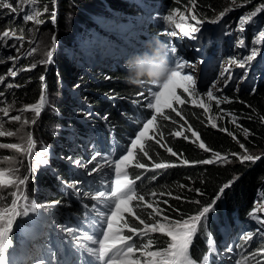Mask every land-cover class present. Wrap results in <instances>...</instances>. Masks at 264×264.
I'll return each mask as SVG.
<instances>
[{"label":"rangeland","instance_id":"obj_1","mask_svg":"<svg viewBox=\"0 0 264 264\" xmlns=\"http://www.w3.org/2000/svg\"><path fill=\"white\" fill-rule=\"evenodd\" d=\"M86 1L88 0H55V2L54 0H35L33 7L41 13L38 19L43 21L42 24L37 25L34 21L25 23L23 20V16L29 10L25 5L29 4L30 0H23V2L21 0H0V34L7 30L23 36V46H21L20 41H17L16 47H11L12 39L7 40V46L3 41H0V77H3L0 80V93H3L0 96V108L7 107L9 108V116L20 114L21 121L24 119L29 121L26 131L33 134L37 151L42 147H47V158L50 161L48 166H39L33 161L34 171L24 186L26 195L29 201L35 202L37 205L50 204V198L56 196V190L63 192L68 199L51 212L38 210L37 213H32L29 217H21L15 220L13 229L8 234V239L12 245L8 249V254L9 259L14 264H36L39 260L44 261L39 254L42 253L43 249L50 252L53 248L56 249L59 239L69 244L68 242L72 238L61 233L60 228L61 226L76 227L68 224L63 219L64 216L72 219L73 215L69 209L74 204L84 207V205L94 203L86 195L89 187L92 188L99 184L103 185L98 188L99 190H107L109 173L88 174L93 167L107 163L100 158L93 163H88L91 157L98 152L96 150L97 144L103 142L105 136L110 133H116L123 141L122 148L125 147L132 138L131 134L136 127L133 121L151 111L145 109L144 97L138 95L143 92L146 96L149 87L154 86L151 82L139 86L118 82L123 80L126 75L125 61L132 53L133 48L136 49L135 53L150 50L147 43L141 47H135L140 38L150 40L152 37L155 41L162 42L166 47L174 44L178 49L177 55L192 65L185 71L194 76L200 98L210 105V111L205 113L203 109L191 103L192 97L183 93L182 88H177L178 95L183 93L181 99L186 97L187 99L184 105H179L173 101V107L181 112L184 119L176 117L175 113H172L175 123L171 119L158 121L163 135V125H165L168 133L183 132L188 137L186 141L192 143L195 140V137L191 135L193 130H188L190 122L184 117V114L189 112L202 126L213 129L214 132L227 139L229 145L233 146V148L227 149L224 145L223 147L228 151L225 155L220 154V157L214 158L213 153H211L209 156L210 159L214 160L213 163H218L220 160L229 165L252 168L264 159V134L262 132L255 133L253 130H247L244 127L240 116L231 111L233 103L231 104L228 97L230 93L236 94L247 89L250 91L255 89L256 91L261 84H264V41L258 39L259 33L264 31V12L256 13L253 16L256 22L252 28H249V25L253 23V18L246 24L245 30L239 32L241 17L255 12V10L249 12L253 6L247 3L248 0H235V3L233 0H213V6L208 10L212 12L211 18H199L198 11L200 9L190 0H178L180 5L175 8L172 3L156 0L152 6H147L150 8L147 10L140 8V6L134 7L132 4L129 9L134 10V16L130 15L132 18L126 16V25L117 32L120 37L107 39L108 37L99 38L98 32H91L94 28H89L88 32L84 33L83 29H87L90 20L87 18L89 15L104 18L103 21L107 27L100 28L103 32H106V29L116 30L117 28L114 18L108 19L106 15L101 14L103 8L97 4V1ZM4 3H10L17 11L12 12L3 7ZM218 8H223V11L217 12L216 9ZM139 9L142 12L141 17H139ZM174 9L179 10L176 14L177 20L182 13L189 24L196 23V21L191 20L192 15H196L197 19L203 22L200 25V33L196 34L198 37L196 40L182 37V34L174 38L164 34L174 26L162 22L160 18ZM53 11L56 12L55 23L51 21ZM221 13L224 15L221 16ZM257 19H259L258 22ZM80 20L85 21V27H82ZM213 21L216 22L213 23ZM132 24L135 28L131 26ZM149 26L154 28L152 32L148 31ZM249 29L253 30L251 36L247 34ZM176 31L179 32V29ZM52 35L56 36L55 49L51 47ZM33 40L37 42L29 43ZM241 40L244 42L243 46H240ZM120 42H124V44L121 45ZM118 43L120 44L118 45ZM131 44L134 47H129ZM203 45L207 47L209 53H200L199 50L202 49L201 46ZM32 47H36L37 52L28 55ZM17 48H19V52H17ZM254 48L257 50L256 58L247 61L244 68L239 67V61L251 55ZM46 51H53V58L50 63H42ZM9 56L18 58L9 60ZM33 64L36 67H32ZM9 69L17 73L15 77L11 76ZM111 73L117 74L113 76ZM42 76L44 80H41ZM229 76L231 77L230 80H228ZM226 80L227 84L225 83ZM8 84L13 85V87H7ZM213 84L216 85V88L213 89L214 94L222 100L218 106L215 100L208 101L205 95ZM115 88L117 89L115 90ZM42 90L46 96V104L41 115L36 117L30 110L21 112V109L26 105L39 102ZM132 101H140V103L138 106H134ZM122 106L128 108L125 109ZM164 111L170 113L171 109ZM2 115L3 113L0 112V116ZM50 117L52 120L47 122ZM58 118L62 120L61 124L56 122ZM33 120H35L34 124L32 123ZM209 120L215 122L217 127L212 128ZM164 122L169 124H163ZM19 125V121L5 120V130L14 131ZM101 125H104V129L107 131L105 134H103L104 129L102 131L100 129ZM262 127L264 131V126ZM221 129H226V131ZM98 130L101 131L99 134H97ZM173 136L184 139L183 136ZM82 141H89L86 148L82 145ZM18 142L17 137H0V143ZM110 142L112 146L116 144L114 139H111ZM153 143L155 142L153 141ZM197 143L200 141L192 144L196 145ZM240 144H243L244 148H241ZM104 149L102 153L104 156L119 155L120 152H115L114 149H109L106 152L107 147ZM232 153H236L238 156H233ZM78 155L80 158L77 157ZM244 155L258 156L259 159L241 161L239 157ZM13 156L17 160L23 161L20 165L19 175H25L28 161L25 157L15 153L14 150L0 149V166L8 167L3 158ZM172 157L176 159L179 165L183 164L180 158ZM75 160H81L87 167L77 166L74 163ZM146 161L148 169H150L148 171L156 170L152 169V165L162 162L149 158H146ZM62 170L67 171L68 179L62 177ZM139 170L145 171L144 169ZM242 177L243 175L234 179L233 184L225 190L229 191L233 188L235 182ZM77 180L79 181V191L82 194L80 196L72 195V190L62 183L71 184ZM102 182L105 183L102 184ZM96 190L89 192L94 193ZM167 195L165 192L157 191L155 197L149 198V202H153L154 206L159 203V206L163 208V201ZM253 195L251 200L253 209L251 211L234 206L230 208L228 220L223 221L222 216H220V237L223 244L232 242V240H224L223 238V230L227 225L238 226V232L234 231V234L238 233V236L233 239L236 245H240L242 240H246L245 237L248 233H255L246 240L248 243L257 238L261 243H264V226L259 223V221L264 220V183L257 186ZM89 211L92 212L90 209ZM147 211H151V209H147ZM79 220L77 218L76 221ZM197 239L198 237L195 241ZM224 248V246L220 249L215 248L214 256L207 254L214 260L211 264H220V262L221 264H232L235 262L236 255L233 253L225 254ZM56 250L60 251V249ZM141 259L143 260V258Z\"/></svg>","mask_w":264,"mask_h":264},{"label":"snow or ice","instance_id":"obj_2","mask_svg":"<svg viewBox=\"0 0 264 264\" xmlns=\"http://www.w3.org/2000/svg\"><path fill=\"white\" fill-rule=\"evenodd\" d=\"M23 2V0H21ZM55 2V0H54ZM191 3H195V0H190ZM235 3V0H233ZM35 0H30V3L25 5L29 10L23 16L25 23L35 22L37 25L42 24L43 21L38 17L41 15L39 11H36L33 7ZM3 7L10 9L12 12H16L10 3H4ZM179 10L174 9L167 15H164L160 19L162 22L173 25L174 27L164 33L170 38L177 37L182 34V37L196 40L198 37L196 34L200 33V25L202 21L197 19L196 15L191 16V20L196 21L195 24H189L186 18L181 13L179 20L176 19V14ZM264 12V4L256 8L255 12L251 15L242 16L240 19L239 30L243 32L244 26L252 19L256 13ZM224 13H221L223 16ZM52 23L56 22V12L51 14ZM216 21H213L215 23ZM179 29V32L176 31ZM12 39L13 43L11 47H16V42L20 41L23 46V36L16 35V33L4 31L0 34V41L7 46V40ZM259 41H264V31L259 33ZM37 41H29V43H36ZM243 40L240 41V46H243ZM51 47H56V36L51 37ZM19 52V48H17ZM37 52L36 47H32L29 50L28 55ZM141 53V52H137ZM167 53L170 62V71L167 78L162 82H151L153 87H149L147 95L141 92L138 95L144 97L143 105L146 110H151L147 115L137 117L133 121L136 125L132 138L128 141L127 145L120 149L119 155L104 156L100 152H96L88 163L97 161L98 158L107 161L106 164H100L93 167L88 173L94 175L96 173H110L109 182L107 183V190L97 189L94 193H86L87 197L94 201L91 205H84L85 209H90L95 213L97 230L88 232L87 230L81 231L79 227L61 226L60 232L70 236L75 242V245L81 252L87 257L82 264H200L192 258L190 252L194 245V241L197 237L206 238V243L211 252H215V242L211 239L209 230L207 227L208 214L214 210L215 203L221 198L225 189L231 186V182L225 183L218 190V195L207 206H201L197 209L196 214H180L177 218L173 219L168 215H165V209L156 203L146 200V195L156 196V192L152 191L147 193L142 191L138 182L142 183L143 174L138 172L139 169L148 171V165L142 162L145 157L152 159L150 152L155 145H159L161 148H165L166 152L171 153L172 156H177V153L173 151L171 147H165L161 141L164 139L163 132L160 131V125L158 121H169L170 119L175 123V118L172 117V113H175L176 117H181V112L177 111L173 107V101L179 105H184L185 99H181L183 93H187L188 97H192L191 103L196 107L203 109L205 113L210 111V105L200 98V94L197 90V82L194 76L190 72H186L185 69L192 67V65L183 60L177 55L178 49L174 44L167 45ZM257 56V50L254 48L251 55L247 56L244 60L239 61V67L244 68L247 61H252ZM18 57L9 56V60L17 59ZM53 58V51H46L45 59L42 63H50ZM235 63V61H233ZM32 67H36L35 64ZM11 76L15 77L16 72L9 69ZM3 77H0L2 80ZM231 77H228L230 80ZM44 80V77H41ZM144 83H149L145 81ZM143 83V84H144ZM227 84V80L225 81ZM7 87L11 88L13 85L8 84ZM182 88L183 93L177 94L176 89ZM216 85L213 84L211 88L207 90L205 95L208 101L215 100L217 106L222 102L221 98L214 94L213 89ZM238 90V89H237ZM255 91V89H253ZM3 93H0L2 96ZM115 98V97H113ZM227 99L226 97L224 98ZM134 106H138L140 101H132ZM46 104V96L42 90L39 102L31 105H26L21 112L30 110L36 117L41 115L42 109ZM165 109H171L170 113H165ZM0 112L3 113L0 116V137H17L18 143H0V149H11L15 153L25 157L28 161L27 173L23 176L19 175L20 165L23 161L17 160L15 156L4 157L3 161L8 167L0 166V264H14L9 259L8 249L12 247L8 234L13 229V224L17 218L29 217L32 213H37L38 210L44 212H51L62 202L57 200L52 203H44L37 205L35 202L28 200L26 195V189L24 186L29 181L31 174L34 171L33 161L39 166H48L50 164L47 158L48 149L42 147L37 151V145L34 140L33 134L26 131V126L29 124L27 119L21 121V115L9 116V108H0ZM19 121L20 125L14 131L5 130V120ZM107 119V117H105ZM35 123V120L32 121ZM187 123V121H185ZM212 128H216L217 125L212 120H209ZM188 130L191 131V125L188 126ZM226 131V129H221ZM150 133H152L150 135ZM175 136H183L185 140L188 139L183 132L177 131L170 133ZM192 137H195L196 141H200L198 147L205 152H210L203 141L200 140L198 132L191 131ZM231 135V133H229ZM159 137V138H157ZM155 142L153 144L152 142ZM241 148H244L243 144H240ZM245 151H247L245 149ZM158 155V153H157ZM233 156H238L236 153H232ZM214 158L220 157L219 152L213 153ZM71 159V158H69ZM241 161H255L258 160V156L244 155L240 156ZM213 159L201 160L198 163L212 164ZM74 163L77 166L87 167L81 160H75ZM183 164H188L187 160L182 161ZM175 166L172 163L157 162L152 165V169H167ZM154 180L155 177L153 176ZM70 188L71 194L75 196L82 195L79 191V182L68 184L62 182ZM192 191L200 192L199 189H191ZM203 195V192H200ZM163 195V193H161ZM180 199V197H176ZM23 201V203H22ZM135 202V203H133ZM164 204H168L167 200L163 201ZM198 205L199 201H195ZM151 209V211H147ZM179 211V210H175ZM138 222V223H137ZM264 226V220L259 221ZM143 226V227H141ZM125 230L127 234L125 233ZM160 233L164 237L163 245L159 242L153 241L150 234ZM252 233H248L245 237L246 240L250 239ZM147 240V242H145ZM139 241V243L137 242ZM237 248L240 246L237 245ZM155 248V250H150ZM228 251H233L230 247ZM139 252L140 257L137 258L135 253ZM52 258L55 254L52 253ZM255 255V254H253ZM143 258V260L141 259ZM203 264H211L210 257L208 255L203 256ZM36 264H45L43 260H39Z\"/></svg>","mask_w":264,"mask_h":264},{"label":"trees","instance_id":"obj_3","mask_svg":"<svg viewBox=\"0 0 264 264\" xmlns=\"http://www.w3.org/2000/svg\"><path fill=\"white\" fill-rule=\"evenodd\" d=\"M91 1H97L98 2L97 4L101 5V7L103 8L101 14L103 16L106 15L108 19L111 18L115 19L114 22H116L117 28L116 30L106 29V32H103L101 31L100 28L107 27L105 21H103L104 18L102 17L98 18L97 16L89 15L87 18H89L90 20L87 24V29L86 30L83 29L84 33L86 34L89 28H94L93 30H91V32L93 33L98 32L99 38L108 37L107 39H111L116 36H118V38L120 37V34L117 32L119 30H122L126 25L127 23V21H125L126 16L130 18H132L130 15L134 16L133 15L134 10L129 9V6L133 4L134 7L140 6V8H144L147 10L150 9L147 8V6L148 5L152 6L154 1L156 0H88L86 2H91ZM162 1L164 3H172V6L174 8L179 7L180 5L178 3V0H162ZM247 3L253 6V8L249 10V12H252L256 10V8H258L260 5L264 4V0H248ZM213 4H214L213 0H195L194 5L200 9V11H198L199 18H211L212 12L208 10H210L209 8L212 7ZM139 11H140L139 17H141L142 12L140 9ZM216 11L221 12L223 11V8H218L216 9ZM252 18H253V23L249 25V28H252V26H254L256 22V19L254 20V17ZM258 20L259 19H257V22ZM133 21L135 22V19H133ZM80 23L82 24V27L86 26L85 21L80 20ZM131 26L134 25L132 24ZM148 28H149L148 31L150 32H152V29H154L152 26H149ZM155 32L157 33V31ZM247 32L246 33L250 34L249 36H251L253 30L249 29L247 30ZM147 41L148 39L145 40L144 43H146ZM149 42L153 43L152 40ZM120 43L121 45L124 44V42H120ZM120 43H118V45ZM129 47H134V46L133 44H131ZM201 48L203 49V46H201ZM202 49L200 51L202 53L204 50V53L202 54L209 53V50L207 51V47L206 50L205 49L202 50ZM116 74L117 73H111V75L113 76ZM246 77H248V75H246ZM118 82L124 84L127 83L125 82L124 79ZM116 89L117 88H115V90ZM228 97L231 101V104L233 103L232 105L230 104L232 109L231 111L240 116V119L244 124V127L247 130H253L255 133L262 132V134H264V131L262 129L263 128L262 126H264L262 125L264 123V84H261L256 91H250L249 89H247L241 92H237L236 94L230 93ZM184 117L189 120L191 129L193 131L198 132L200 136V140L203 141L205 145L211 149V151L205 152L203 149L198 147L199 143L193 145L190 141H186L184 139H178L174 137L173 135L168 133L165 125H163L164 139L161 141V143H163L165 147H171L173 151L177 153L176 157L180 158L182 161L187 160L188 164L179 165L176 159L172 157L171 153L166 152V150L164 148H161L159 145H155L153 150L150 152V156L152 157V159L166 163H172L175 166L169 167L167 169H156L148 172L137 170L138 172L143 174L142 183L138 182L139 188L147 193H151L152 191L155 192L161 191L167 193L168 195L165 196L164 200H167L168 204L162 205L163 209L166 210L164 214L175 219L180 214H186V215L196 214L198 208H200L201 206H207L209 203L212 202V200L218 195V190L220 187H222L225 183H229V182L233 184L234 179L243 175V177L239 181L235 182L233 188H231L229 191L225 190L221 198L215 203L214 210H212L208 214L207 227L211 239L215 242V248L220 249L222 248V246H224L225 254L232 253V251L231 252L228 251L230 247L234 251L237 250L243 251L249 248V254L247 255L248 259L251 260L253 264H264V243H261L258 238L252 241L251 243H248L246 240H242L239 245L240 247L237 248L236 247L237 245L233 240L234 238L233 237L230 238L229 234L231 230H236L238 232V226L227 225L226 228L223 230V235L226 237V239L225 237L223 238L224 240L227 239L232 240V242L223 244V241L220 237V220H219L220 216H222L221 219H223V221L228 220L229 217L228 213L231 210L230 208H233L234 206L240 207L246 211H251L253 209V206H251V200L252 197L254 196L253 195L254 191L256 190L257 186L260 183H264V159L260 161L258 165H255L252 168L249 167L241 168L238 167L237 165H229L226 163H222L220 160L218 161V163H212V164L198 163L201 160L210 159L211 157L209 155L211 153L219 152L220 154L225 155L226 152L228 151L227 149H231L233 148V146L229 145V143H227L228 142L227 139L221 137L219 133L214 132L213 129L202 126L193 117L192 113L187 112V114H184ZM51 120L52 117L48 118L47 122H50ZM56 122H58V124H61L62 120L58 118ZM163 124H169V123L164 122ZM100 129L102 131L104 129V125H101ZM101 131L98 130L97 134H99ZM106 132L107 131L104 130V134ZM88 142L89 141L81 142L84 148H86ZM117 145L119 148L118 149L119 152V150L123 146V141L119 137H118ZM224 145H226L227 149L223 147ZM80 155H78L77 157L80 158ZM81 157L83 156L81 155ZM146 158L147 157H145L142 162L147 163ZM62 171H63L61 173L62 177H64V179H68L67 171L66 170L65 171L62 170ZM153 176L155 177L154 180L152 179ZM55 188L57 189V187ZM92 188L89 187L88 192L94 190ZM191 189H199L200 192H203V195H201L200 192L192 191ZM56 191H57L56 196L50 198V203L57 200L61 202L68 200L67 196L63 192H60L58 190ZM51 192H53V190H51ZM150 197H151L150 194L146 195V200L149 201ZM176 197H180V199H176ZM195 201H199L200 204L198 205L197 203H195ZM248 208L250 209L248 210ZM69 210L73 215L72 219L65 218V216L63 219L68 224H72L75 218L81 216L82 207L79 204H74L73 207L70 208ZM175 210H179V211H175ZM125 233L127 234L126 230ZM254 234L255 233H252V235ZM150 237L153 239L154 243L159 242L161 246L163 245L164 237L162 236V234H152L150 235ZM137 242L139 243V241ZM145 242H147V240H145ZM151 250H155V248H151ZM42 252H46V250L43 249ZM190 254L192 258L200 262V264H203V261L201 259L203 256L207 254H211L214 256V252L210 251L206 243V238L204 237H198V239L195 241L194 245L191 248ZM135 256H138V252L135 253ZM139 257L140 255L137 258ZM213 261L214 260L210 258V262L213 263ZM236 263L237 262H234L232 264H236Z\"/></svg>","mask_w":264,"mask_h":264},{"label":"clouds","instance_id":"obj_4","mask_svg":"<svg viewBox=\"0 0 264 264\" xmlns=\"http://www.w3.org/2000/svg\"><path fill=\"white\" fill-rule=\"evenodd\" d=\"M149 51L134 53L125 61V82L142 85L147 82H162L170 71L167 47L156 40L154 45L148 43Z\"/></svg>","mask_w":264,"mask_h":264},{"label":"bare ground","instance_id":"obj_5","mask_svg":"<svg viewBox=\"0 0 264 264\" xmlns=\"http://www.w3.org/2000/svg\"><path fill=\"white\" fill-rule=\"evenodd\" d=\"M145 40H147L146 38H140V40H139V42L136 44V46L135 47H138L139 45V47H141V46H143V45H145L146 43L148 44V43H150L149 41H153V45H154V42H155V40L154 39H152V37H151V39L149 40L148 39V41L146 42V43H144L145 42ZM144 43V44H143ZM203 49H205L206 50V47H205V45H203ZM202 49V50H203ZM135 51H136V49L134 48L133 49V51H132V53L131 54H129L130 56L132 55V54H134L135 53ZM199 51H201V50H199ZM208 51V50H207ZM201 53V52H200ZM202 53H204V50H203V52ZM122 108H127L126 106H122ZM104 130H106V129H104ZM103 134H104V132H103ZM234 231H236V230H231L230 231V234H231V237H233V238H236L238 235L237 234H234ZM229 234V235H230ZM225 237V236H224ZM225 239H226V237H225ZM220 264H221V262H220Z\"/></svg>","mask_w":264,"mask_h":264}]
</instances>
